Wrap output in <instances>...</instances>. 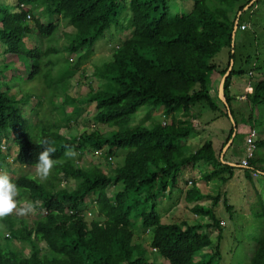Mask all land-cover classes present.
<instances>
[{"label":"trees","instance_id":"1","mask_svg":"<svg viewBox=\"0 0 264 264\" xmlns=\"http://www.w3.org/2000/svg\"><path fill=\"white\" fill-rule=\"evenodd\" d=\"M5 1L15 5L0 3V48L20 59H25L24 55L30 59L29 64L24 61L28 79L41 71L43 57L57 50L32 48L31 19L40 36L56 32L62 18L72 25L74 38L65 47L70 53L79 52V56L75 61L69 58L75 63L69 81L87 59L95 56L92 49L95 41L124 18L128 5L131 35L115 47L104 66L95 63L94 73L102 84L82 102L96 104L93 121L112 128L105 133L94 129L68 138L60 133L66 125L63 124L56 131L44 133L42 140L33 139L21 111L33 95L27 94L20 83L16 85L17 91L23 93L21 99L11 94L5 80L10 64H0V169L7 162L1 148L6 137L18 145L15 160L18 164L35 166L39 153L48 146L56 149L52 158L60 161L47 180L30 175L18 177L17 188L29 195V201L35 202L45 215L33 221L13 215L0 220L3 225L0 264H150L148 248L136 240L134 216L141 218L142 233H153L150 247L154 259L159 255L168 264H211L216 258L214 254L210 253L207 260L195 257L214 244L204 228L219 230L216 253L221 249L223 225L214 212L222 200L221 193L208 195L212 200L210 207L200 204L193 207L196 214L208 216L210 223H164V214L175 203L164 206L167 210L162 212L158 200L166 197L169 201L167 192L177 187L183 167L193 163L205 162L211 166L201 175L207 182L218 178L227 183L234 176L236 166L224 163L221 155L225 143L216 151L212 139L196 149L187 140L192 134H200L204 125L213 124V120L203 123L206 111L230 121L228 112L210 93L211 76L214 71L224 76L232 60L235 64L236 19L250 0H196L188 14L176 15L171 13L168 0H129V4L127 0ZM233 11L237 16H230ZM69 34L73 36L72 32ZM224 47L229 49L228 62L218 65L213 59ZM234 64L224 83L230 108L234 99L233 76L243 74ZM253 67L263 68V65L256 62ZM254 68L249 71L253 70V75ZM246 99L252 104L264 101V80L254 84L253 93ZM75 100L66 97L63 103L67 106ZM143 106H148L149 114H155L157 109L166 120L154 119L151 124L124 129ZM77 109L81 114L83 108ZM231 112L238 129L232 108ZM258 126L261 125L257 122L252 128ZM234 130L231 125L226 141L232 138ZM66 146L76 153H84L88 148L101 150L100 155L111 168L75 165L74 160L64 155ZM263 146L264 140L257 142V147ZM120 150L126 154L123 164L118 165ZM250 163L256 165L253 160ZM246 176L251 179L249 170ZM69 177L76 181L75 187L62 186V178ZM191 185L185 193L186 201L196 202L206 197L197 180L193 179ZM109 187L115 188L111 196ZM222 201L232 211L227 197ZM88 208L95 211L92 219L87 214ZM258 215L264 218V205ZM5 229L9 231L7 235ZM15 240L29 245V255L23 252L25 246L22 249L15 246ZM251 264H264V236L258 240Z\"/></svg>","mask_w":264,"mask_h":264},{"label":"rangeland","instance_id":"2","mask_svg":"<svg viewBox=\"0 0 264 264\" xmlns=\"http://www.w3.org/2000/svg\"><path fill=\"white\" fill-rule=\"evenodd\" d=\"M195 1L196 0H168L173 15L188 14L193 8ZM11 2L0 0V3H6L7 5L14 7L15 2ZM127 2L129 4V0H127ZM125 15L124 18L122 17V19L120 18L118 22L114 23L110 29L105 32L104 36L95 41L92 46V49L96 52L95 56L91 59H87V61L76 70L71 81H69V74L72 73L70 70L75 63L70 62L69 58H71L72 61H75L79 56V52L70 53L65 47V45H68L74 38V32L72 25L67 23V21H64L63 18L59 20L60 26L58 30L47 36H40L35 28L33 19L30 20V24L34 29L31 36L29 35L32 48L39 47L43 49L52 47L57 49L53 53L43 57L41 60V63H43L41 65V71L36 74L33 79L27 78L28 72L20 70L18 63L15 62V60L18 59V56H12L10 53H5L4 47L1 48L3 53H0V64H2V62H4L5 65L10 64V67H7L11 69L10 71L8 70L5 75V80L11 87L10 93L13 95L17 93L18 97H20V92L16 90V83H20L27 91V94H32L34 96L28 100V103L23 109L21 108L24 117L28 120L29 132L33 139L40 141L43 139L44 133L56 131L55 128L62 126L63 124L66 125L62 126L63 128L60 130V133L68 138L70 136L77 137L85 131L90 132L94 129H99V131L103 133L112 129L108 125L96 124L93 121V116L96 112L95 103L82 102L88 93L101 87L102 81L96 77L94 73L96 67L95 63L98 66H104L105 63L109 61L108 59H110V55L114 53L115 47L122 44L124 40L131 35V30L128 28L131 18L129 5ZM40 16L43 18V15L40 14ZM230 16L235 17L237 14L233 11L230 13ZM239 18L241 23L246 22L250 28L247 30L238 29L234 41L236 44L234 50L235 69L237 71H243V74H235L233 76V83L231 86L233 94H243L240 98H235L231 102V108L238 122V131L236 130V135L232 136L231 140H229L230 144L227 145L229 143V141H226L229 129L231 125H234V122L232 120L229 121L227 117H222L215 112L206 111V113H204L205 119L203 123L213 120V124L204 125L200 129V134H192L187 140V142L191 144V148L196 149L206 140L212 139L216 151L225 143L222 148V154L223 151L229 150L226 157L224 156L223 159L225 162L230 159L235 163L240 162L246 155L247 138L252 126L257 122L259 125L264 126V101L252 104L251 101L246 99L248 93H253V85L260 80H264V0H250L246 5L244 13L241 16L239 14ZM71 32L73 36L69 34ZM228 54L229 49L226 47L222 48V50L214 57L213 62L218 65L228 62ZM24 57V61L29 64L30 59L26 58L25 55ZM46 62L51 63L50 65H45ZM256 62L257 64L263 65V68H254L253 64ZM253 68L254 75H250L249 71ZM21 75L23 78H20ZM221 78L222 76L220 74L218 76L216 87H214L211 79L210 93L213 98L217 99L220 107L227 111L225 104L219 99L218 87ZM22 79H25V82L24 80L22 81ZM70 83L72 85L69 86ZM249 83L252 84L253 88H247L246 85ZM234 84L235 90H233ZM246 91L251 92L247 93ZM245 95L246 97L244 98ZM66 97L76 99V101L65 106L63 102ZM75 107L83 108L81 114H79L80 110L76 109V112L73 110ZM148 114V106L141 107L138 110V113L133 116L134 119L132 118L128 125L123 128L132 129L140 124H151L154 119L158 121L166 120L165 116H163L161 112H158L157 109L155 114ZM251 116L253 117L252 120L249 119ZM68 121L70 122L67 123ZM9 139L10 138L6 137V145L7 147L10 146V148H13L11 151V157H14L15 153L18 152V145L14 144L12 146L11 140ZM255 141H260V137L256 135ZM255 152L256 155L253 161L258 164V158H261V160L264 159V148L259 147ZM125 154L126 151L124 150L118 152V165L123 164ZM71 159L75 161V165L85 166L86 168L95 165H99L106 170L111 168V165L107 164V160H105L104 156H98L92 148H88L84 153H77V155ZM115 165L116 164H114L113 168ZM55 169L56 167L54 166L50 175L55 172ZM210 169L211 166L205 162L193 163L187 167L185 166L180 173L179 184L184 189L187 187L190 188L192 185H187L188 182L185 181V179L193 175L198 177L200 174L203 175V172L209 171ZM236 170L234 179H231L227 184L224 183L222 179L215 178L212 181L207 182L202 176L200 177L201 187L203 189H207V191L213 196L220 192L222 200L224 199V196H227L228 204H232L234 209L229 211L224 205V202L222 200L220 201L214 212L219 220H224L226 224L220 228L223 234V240L220 243L221 249L216 253L219 230L216 229V227H212V229L208 230L207 228H204L203 231H206V233L211 236L214 244H212L211 248L200 251L195 257L196 260H207L209 258L208 255L211 253L216 256L211 264H251V256L253 252H255L258 240L264 236V218L258 215L262 205H264V189L259 187V184L262 183L261 181L264 180V175H259L257 177L253 176L251 179H247L244 176V173L248 171L247 169L236 166ZM3 172H6L15 184L18 177L22 175H30L34 178H38L35 176V166L20 165L15 161L10 165H6ZM13 173L16 175L14 176ZM61 183L62 186H76V181L72 177H69L68 179L62 178ZM253 189L255 191H253ZM18 190V201L23 203L24 201L30 200L29 195L24 194L19 187ZM114 190V187H109L108 195L111 196L114 193ZM252 201L253 204H250ZM185 202H183L178 209L176 208L177 210H175L170 216L166 218L163 217L162 221L177 223L184 221L192 224L204 222V216L196 214L193 209L188 210L187 207H191L192 205L186 204L188 201ZM169 203V201H166L158 204V209L165 212L167 208H164V206ZM208 203L212 205V200L210 199V202ZM208 207L210 206H207L206 208ZM89 212L92 214L89 219L94 218V209L88 208L87 213ZM11 215L33 221L43 217L45 211L36 208L34 214L30 213L23 217L17 216L15 213ZM207 219L208 218H206V220ZM132 220L136 240L148 248V261L150 264H168L159 255L154 259L155 253L152 252L150 247L153 233H142L141 218L134 216ZM5 233L7 235L9 231L5 229ZM15 243L17 244L15 246H18L19 249H22V247L25 246L23 252H25L26 255H29L28 244L22 243L19 240H15ZM200 264L207 263L201 262Z\"/></svg>","mask_w":264,"mask_h":264},{"label":"clouds","instance_id":"3","mask_svg":"<svg viewBox=\"0 0 264 264\" xmlns=\"http://www.w3.org/2000/svg\"><path fill=\"white\" fill-rule=\"evenodd\" d=\"M246 8V7H245ZM239 14L241 15V12H239ZM239 14H238V17L236 19V24H237V29L235 31L234 29V33L237 32L238 29H241V24L243 23H246V22H243L241 23L240 21V18H239ZM240 22V23H239ZM247 24V23H246ZM248 25V24H247ZM236 26V25H235ZM250 26L248 25V27L244 30H247L249 29ZM242 30V29H241ZM233 37H234V34H233ZM1 53L2 52V49H1ZM231 64V63H230ZM234 64V63H233ZM8 70L10 71L11 69L8 68L6 70V72H8ZM6 72H5V75H6ZM249 74L253 75V70L252 72H249ZM247 88H253L252 87V84H247L246 85ZM254 86V85H253ZM247 93L248 92H251V91H246ZM17 94V93H16ZM248 94H251V93H248ZM247 94V95H248ZM15 95V94H14ZM18 95V94H17ZM20 97L17 96L18 99H21V97L23 96V93L19 94ZM34 97V96H33ZM32 97V98H33ZM246 97V95H245ZM244 97V98H245ZM220 98V97H219ZM222 101V99H220ZM76 101V100H75ZM228 102V101H227ZM224 103V102H223ZM225 104V103H224ZM229 104V103H228ZM77 109V107L73 108V110L75 111ZM77 111V110H76ZM230 111H231V108H230ZM228 112V110H227ZM232 113V112H231ZM229 115V114H228ZM233 115V114H232ZM234 118V117H233ZM231 120V119H230ZM235 122V120H234ZM236 124V123H235ZM234 126V125H233ZM235 127V126H234ZM236 128V127H235ZM237 130V128H236ZM235 131V130H234ZM238 131V130H237ZM237 131L235 132V135L237 133ZM255 131V135L253 136V139H254V145H255V149H254V155L252 158H250L249 162L251 160H253L255 158V150H257V141H255V137L257 134V128H251V131L249 133V136L248 138L251 136L252 132ZM233 136V135H232ZM248 138H247V147H248ZM9 140H11V145L13 146L15 143L13 142L12 138H10ZM231 140V139H230ZM42 143H47V142H42ZM230 144V141L227 145ZM247 147H246V151H247ZM1 148H2V151L4 154H6V163L3 164V166L1 167L0 169V220L4 219L5 217L15 213L17 216H20V217H23V216H26L30 213H35L36 211V204L35 202H32V201H24L23 203H21L20 201L17 200V197L19 196V190L17 188V185L15 183L12 182V180L10 179L9 175L6 173V172H3V170L6 168V165H10L13 161L16 160V156L18 152L15 153L14 157H11L12 155V149L13 148H10V146L7 147L6 145V138L3 139V142H2V145H1ZM225 150V149H224ZM56 151V149L54 147H51V146H48V147H44L43 151H41L38 155V158L36 160V163H35V176L38 177L41 181H44V180H47V178L49 177V175L51 174V170L53 169V167L59 163L60 161H57V160H54L52 158V154ZM96 152V150H95ZM225 153V151H223V154ZM96 154V153H95ZM223 154H222V158H223ZM64 155L66 157H70V158H74L77 153L72 149V148H68L66 146V151L64 153ZM98 155V154H97ZM100 155V154H99ZM246 156V155H245ZM245 158V157H244ZM243 159V158H242ZM242 161V160H241ZM241 161L239 162V164H236V166L240 167V168H243L240 166L241 164ZM16 162V161H15ZM223 162L224 159H223ZM227 163V162H225ZM18 164V163H17ZM21 165V164H20ZM235 165V164H233ZM250 167L251 169H247V168H244V169H247L250 171L251 175L252 176H255L253 174V171H256L258 174L255 176H259V175H262L261 171H259L257 169L256 166H253L251 163H250ZM204 173V172H203ZM69 210V209H68ZM88 212V211H87ZM89 216H92V214L87 213ZM222 225H225V222H222ZM3 229V225H0V230ZM6 234V233H5ZM257 247V246H256ZM156 250V249H154ZM256 250V249H255ZM254 254V252H253ZM252 254V255H253ZM252 257V256H251Z\"/></svg>","mask_w":264,"mask_h":264},{"label":"crops","instance_id":"4","mask_svg":"<svg viewBox=\"0 0 264 264\" xmlns=\"http://www.w3.org/2000/svg\"><path fill=\"white\" fill-rule=\"evenodd\" d=\"M235 35H236V32L234 33V41H235ZM236 45V44H235ZM0 53H1V48H0ZM15 62L16 63H18V66H19V68H20V70H22V71H25V69L27 68V65H26V63L24 62V59H20V58H18V59H16L15 60ZM227 73V72H226ZM221 74V72H218V71H214V73L212 74V76H211V79H212V81H213V84H214V87H216L217 85V83H218V76ZM222 76V75H221ZM222 79H223V76H222V78H221V80H220V82H219V87H220V84H221V81H222ZM233 83V82H232ZM232 86V85H231ZM234 87H233V90H235V84L233 85ZM219 87H218V93H219ZM17 90V89H16ZM235 92V91H234ZM231 94H232V96H234V99L235 98H240L241 97V95H243V94H233V92L231 91ZM245 97V96H244ZM242 99V98H241ZM254 128V127H253ZM257 136H259L260 137V140H264V126H258L257 127ZM258 142V141H257ZM257 148H259V147H257ZM260 148H262V147H260ZM263 148H264V146H263ZM229 150V149H228ZM228 150L227 151H225V155L223 154V158H224V156L226 157V155H227V153H228ZM255 155H256V153H255ZM258 161H259V163L258 164H256L255 166L257 167V169L259 170V171H261V173H262V175H264V159L263 160H261V158H258ZM225 163V162H224ZM226 164H228V165H232V166H236V164H239V162L238 163H235L233 160H230V159H228V161H227V163ZM233 164H235V165H233ZM237 171V170H236ZM236 171H235V173H234V176H233V178L232 179H234V177H235V175H236ZM246 174H247V172L246 173H244V176L245 177H247L246 176ZM251 174V173H250ZM201 175L202 174H200V176H191V177H189V178H187V179H185V181H187L188 180V184L187 185H191V181L193 180V179H195V180H197V185H198V187L200 188V190H201V192L203 193V194H205L206 195V197H204L203 199H201V200H199V201H196V202H193V203H189V202H187L186 200H185V193H186V191H187V189H188V187L186 188V189H184L180 184H179V181H178V184L179 185H177V187H175V188H173L172 190L170 189L169 190V192H167V196L170 198L169 199V202L170 203H175V206H173L172 208H171V210H169L168 212H166L165 214H164V216L163 217H168V216H170L175 210H177L178 208H179V206L180 205H182L183 204V202H185L186 204H191L192 206L191 207H187V209L189 210V209H193V207L196 205V204H200V205H202V206H205V207H207V206H210L211 204H209L208 202H210V198L208 197V195L210 194V192L209 191H207V189L205 190V189H203L202 187H201V179H200V177H201ZM253 176L251 175V178H252ZM248 179V178H247ZM203 180V179H202ZM231 180H229L228 182H230ZM262 183L261 184H259V187L262 189H264V180L263 181H261ZM227 184V183H226ZM190 187V186H189ZM253 191H255L254 189H253ZM209 192V193H208ZM237 194V193H236ZM224 197H227V196H224ZM228 199V198H227ZM159 201V203H164V202H166L167 201V198L165 197L164 199H160V200H158ZM183 201V202H182ZM249 202V201H248ZM247 202V203H248ZM250 204H253V201L250 203ZM185 205V204H184ZM231 205V209L233 210L234 209V206L232 205V204H230ZM177 208V209H176ZM201 216V215H200ZM208 218L207 220H206V218ZM204 219H205V221L204 222H202V223H210L211 221V219L208 217V216H204ZM163 222V221H162ZM222 222H225L224 220H222ZM164 223H177V222H171V221H166V222H164ZM181 223V222H180ZM189 223V222H188ZM189 224H192V223H189ZM226 225V224H225ZM211 229V228H210ZM256 249V248H255Z\"/></svg>","mask_w":264,"mask_h":264},{"label":"built area","instance_id":"5","mask_svg":"<svg viewBox=\"0 0 264 264\" xmlns=\"http://www.w3.org/2000/svg\"><path fill=\"white\" fill-rule=\"evenodd\" d=\"M248 27V25L246 23L241 24V29L244 30ZM255 135V131L252 132L251 136L248 138V147H247V151H246V156L245 158L242 159L240 166L243 168H247V169H251L250 167V158L253 157L254 155V149H255V145H254V139L253 136ZM101 150H96V154H101ZM253 174L256 176L258 173L256 171H253Z\"/></svg>","mask_w":264,"mask_h":264},{"label":"water","instance_id":"6","mask_svg":"<svg viewBox=\"0 0 264 264\" xmlns=\"http://www.w3.org/2000/svg\"><path fill=\"white\" fill-rule=\"evenodd\" d=\"M236 29H237V24H236V26H235V31H236ZM233 63H234V61L232 60V61H231V64H230V67H229V69H228V71H227V73L223 76V79H222L221 84H220V87H219V97H220V99H222V101L225 103V106H226V108H227V110H228L229 117H230V119L234 122L233 115H232V113H231V111H230V105L228 104V102H227V100H226L225 91H224V83H225V81H226V79H227V76H228V75L230 74V72H231V69H232ZM234 126L236 127L235 122H234ZM235 132H236V128H235V131H234L233 135H235Z\"/></svg>","mask_w":264,"mask_h":264}]
</instances>
